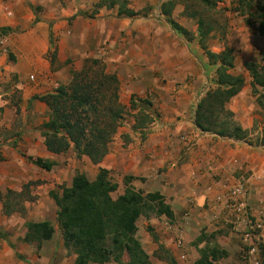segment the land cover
Returning a JSON list of instances; mask_svg holds the SVG:
<instances>
[{
    "label": "crops",
    "instance_id": "crops-1",
    "mask_svg": "<svg viewBox=\"0 0 264 264\" xmlns=\"http://www.w3.org/2000/svg\"><path fill=\"white\" fill-rule=\"evenodd\" d=\"M99 1L0 0V105L7 103L2 97L11 91H18L23 101L18 108L12 107L11 114L16 117L20 113L23 124L13 132L19 142H12L11 149L21 144L33 158L54 161L51 171H42L56 175L57 181L53 180L57 184L63 181L69 187L76 171L93 181L99 169H104L117 189L122 188L119 195L129 186L163 195L173 219L151 216L137 221L136 237L152 264H169L166 256L176 264H195L198 249L205 245H195L201 232L216 233L215 244L227 252L217 264H245L243 253L250 246L258 250L264 264V146L204 134L194 126V111L205 92L198 95L199 86L208 63L197 42L185 40L161 14L164 0H158L148 14L144 7L153 0H127L129 9L141 12L135 18L118 16L117 6L95 9ZM225 1L229 12L246 18L232 10L235 0ZM183 5L176 3L171 18L196 36V14H187ZM238 33L242 63H260L264 34L258 33V25L243 21ZM222 50L218 47L217 52ZM86 58L100 59L116 73L124 106L128 107L135 95L148 99L159 115L143 131H133L134 121L127 118L109 153L97 165L86 156L77 158L72 150L53 155L45 149L40 126L47 120L48 109L33 99L67 85L70 71L79 69ZM243 74L249 76L245 69ZM248 93L243 88L232 99L243 105L228 104L227 108L250 137L253 132L264 137V128L254 130L252 112L258 108ZM123 135L129 142L123 141ZM125 177L133 178L128 185ZM237 186L243 187V194L231 198ZM39 221L55 223L51 218L34 222ZM251 221L262 223L261 232L253 236L247 233ZM147 226L154 230L158 243L146 231ZM51 240L42 244L38 260L67 253L64 248L49 252ZM158 244L164 252L157 256ZM15 255L13 248L0 240V264H15ZM74 259L71 254L70 264Z\"/></svg>",
    "mask_w": 264,
    "mask_h": 264
},
{
    "label": "trees",
    "instance_id": "trees-1",
    "mask_svg": "<svg viewBox=\"0 0 264 264\" xmlns=\"http://www.w3.org/2000/svg\"><path fill=\"white\" fill-rule=\"evenodd\" d=\"M190 1V0H185ZM207 6H214L216 0H198ZM176 0H164L160 12L171 27L185 40L194 36L171 18ZM234 12L253 17L258 25V33L264 34V0H235ZM127 0H100L94 7L107 9L117 6V15L135 18L141 12L127 7ZM195 17V15H190ZM203 20H197L198 45L207 58L208 66L214 67L213 86L199 99L194 111V126L202 133L222 139L243 141L249 145L264 146V137L249 140V132L234 119L228 104L244 88L245 78L234 72V51L224 46L219 53L210 51L205 42L207 32L202 30ZM55 50L50 55L54 58ZM255 102L264 110V51L260 63L246 62ZM44 103L48 109L47 120L41 124L40 132L45 149L53 154H65L72 150L77 158L86 156L94 165L99 164L109 153V146L126 119L132 118L133 131H143L159 117L148 99L135 95L130 97L129 106L120 102V81L110 72L103 61L86 58L81 67L70 71L67 85L57 87L52 93L33 98ZM125 143L130 138L123 135ZM2 158L0 157V161ZM28 160L38 169L51 171L56 163L50 159L32 158ZM125 177V185L132 180ZM42 182L24 184L19 191L8 189L0 193L1 211L5 216L25 211L24 204L35 200L33 186ZM118 186L109 171L99 169L95 180L90 181L78 171L74 173L69 187L60 186V192L53 190L49 197L56 207V224L60 232L63 248L75 256L73 264H152L148 254L136 237L137 221L140 217L165 216L173 219V212L163 195L158 192L144 193L133 187H126L116 198L112 194ZM22 242L39 250L42 244L50 241L54 227L49 221H27ZM153 241L158 243L154 230L146 227ZM216 233L201 232L195 245L205 243L198 249L199 259L195 264H217L226 258L227 252L215 244ZM158 252H164L158 244ZM169 264H176L172 258L165 257Z\"/></svg>",
    "mask_w": 264,
    "mask_h": 264
},
{
    "label": "rangeland",
    "instance_id": "rangeland-1",
    "mask_svg": "<svg viewBox=\"0 0 264 264\" xmlns=\"http://www.w3.org/2000/svg\"><path fill=\"white\" fill-rule=\"evenodd\" d=\"M157 1L158 0H153L151 1V5L144 7V13L146 12L148 14L149 10L155 8L156 5H158ZM215 2L214 6H207L198 0H190L183 3L177 1L180 7H184L183 4L185 3L187 14H196V20H203L204 23L202 30L207 32L205 42L210 51L219 53L217 52L218 47L222 50L225 45L233 49L235 57L234 72L244 76V89L249 90L248 94L254 98L253 104L258 108L254 109L252 112L255 116L254 130L257 131L259 127L264 128V110L258 107L255 102L256 96L252 93L249 76L243 74L244 64L242 63L240 50L237 48L239 41L238 27L240 24H243V21H246L249 24H257V22L253 17L247 14L246 18L240 19L233 12H229L228 7L230 5H227L225 0H216ZM252 29H254L253 26ZM192 34L194 36V41L197 42L198 32L196 33V36L195 33ZM8 55L10 58L13 57L12 54ZM213 80L214 67L209 65L207 67L205 78L199 86L198 95L212 87ZM258 93L264 94V90L258 88ZM2 99L7 103L0 105V154H2L1 156L3 157V161L0 162V193H5L8 189L19 191L21 187L28 182L39 181L42 183L33 186L32 193L35 196V200L24 204L25 211L23 213H15L11 216H5L1 211L0 203V240H4L9 247L13 248V251L16 253L14 257L15 264H70L71 254L66 252L62 256H59V254L56 253L54 258L48 257L38 260L37 258H40L42 254L41 250H37L35 246L22 242V238L26 232L25 222L51 218L55 222L53 224L55 228L51 243L48 245V251L63 250L60 232L55 220L56 208L49 197V192L53 190L54 192L59 193L60 186L66 184L63 181L60 182L61 184H57L54 181H57L56 175L52 173L47 174L44 171L37 169L28 160V157L31 156L33 158V155L27 154L26 149L21 144H17L16 148L13 150L11 149L10 145H12V142H19L18 135L14 138L15 135L13 132H15L20 125L22 127L23 124V118L20 113H18L16 117H14V114H11V112L14 111L12 107L15 106L18 108L17 105L19 103L22 104L23 101L21 100L18 91H11L9 94L4 95ZM229 104L231 106H234L235 104V107L243 105L242 102L234 103L232 100ZM192 108L193 107H191V111ZM248 137L249 140L255 142L257 137L260 138V132H258L257 135L253 132L252 136ZM121 191L122 188H120V190L117 189L112 196L116 198Z\"/></svg>",
    "mask_w": 264,
    "mask_h": 264
},
{
    "label": "built area",
    "instance_id": "built-area-1",
    "mask_svg": "<svg viewBox=\"0 0 264 264\" xmlns=\"http://www.w3.org/2000/svg\"><path fill=\"white\" fill-rule=\"evenodd\" d=\"M101 50L102 52L105 51L103 48H101ZM242 194H243V187L237 186L231 191L230 197L235 199L240 197ZM261 230H262L261 222L251 221L248 223V231H247L248 235L251 236L256 235L259 232H261ZM243 260L245 264H262V261L258 255V250L253 246H250L247 250L244 251Z\"/></svg>",
    "mask_w": 264,
    "mask_h": 264
}]
</instances>
